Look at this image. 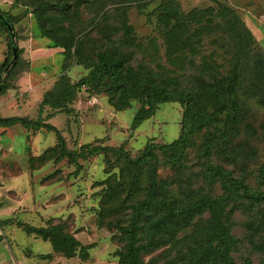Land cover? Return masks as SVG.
Segmentation results:
<instances>
[{
	"label": "rangeland",
	"instance_id": "1",
	"mask_svg": "<svg viewBox=\"0 0 264 264\" xmlns=\"http://www.w3.org/2000/svg\"><path fill=\"white\" fill-rule=\"evenodd\" d=\"M216 1L179 0L185 12L216 5ZM219 1L233 9L251 31L255 40L254 53L264 54V0ZM37 3L39 0H21L19 4H15V0H0V9L10 11L20 19L13 25L16 59L20 57L18 65H15L14 52L8 43L9 36L0 24V65L11 58L6 67L8 72L4 74L8 88L0 95V116L18 115L33 119L42 116L61 131L71 149L90 142L109 146L123 144L133 156L152 140L170 143L179 136L183 115L179 102L159 104L155 115L137 129L132 128V121L141 106L138 100H132L130 107L120 110L110 102L105 90L97 91L87 86H83L69 104L70 111L53 110L47 105L41 112L45 94L57 88L65 62L71 63L72 60H67L63 50L54 46L49 38L41 36L32 12ZM160 3L161 0L124 2L126 13L112 5L104 18L93 12L95 3L88 4L80 8V14L73 15L72 22L76 25L75 30L82 32L78 37H87L88 50L94 59L96 51L115 47L132 53V63L136 67L143 65L159 78L176 75L183 85L191 86L192 75L197 69L192 65L178 69L170 64L166 55L165 29L158 19ZM124 15L133 27L129 37L133 38L134 44L130 46L122 42L128 34L125 29L115 32L112 39L105 37L108 30H112L105 26L120 27L119 18ZM223 30L204 35L197 45L198 52L188 53L187 57L198 64L208 61L222 74L228 75L232 68V54L226 48L229 39ZM18 49H21L19 56ZM88 72L85 65L74 61L67 76L77 82ZM252 83H256V76L250 64L243 71V88L247 89ZM251 94L242 95L248 116L234 141L228 145V153L215 149L209 158L243 177L253 190L264 191V98ZM247 124L255 128L254 133L249 132L252 128L248 130ZM56 141L54 131L29 130L21 125L0 127V264H119V251H124L125 240L117 223L127 218L135 200L144 197L145 171L141 186L130 189L134 169L126 167L113 154L81 160V168L67 159L43 163L35 160L37 169L33 170L30 158L41 154ZM203 141V133L194 137V145L187 150L189 160H195L202 152ZM238 143L245 145L243 154L238 150ZM50 174L52 176L44 181ZM158 176L167 180L171 196L179 200L202 195L218 197L223 193L222 181L210 183L200 168L177 171L161 163ZM108 188L115 190L109 199ZM106 198L108 200L104 202ZM113 205L117 207L114 213L105 211H110ZM230 218L233 233L239 239L233 251L235 260L241 262L248 257L254 262L264 261V203L257 206L242 204L230 211ZM19 222L36 226L63 223L67 232L75 235L83 245L90 246V258H67L55 252L50 241L28 234L18 225ZM194 231L195 226L183 230L178 235L181 239L143 253V260L147 263L155 258L158 264H185L193 244L189 234Z\"/></svg>",
	"mask_w": 264,
	"mask_h": 264
},
{
	"label": "trees",
	"instance_id": "2",
	"mask_svg": "<svg viewBox=\"0 0 264 264\" xmlns=\"http://www.w3.org/2000/svg\"><path fill=\"white\" fill-rule=\"evenodd\" d=\"M137 1L145 0H39L32 12L41 36L49 38L54 46L63 50L67 60H72L71 63L65 62L57 88L45 94L40 110L43 112L48 105L53 110L70 111L69 104L76 99L83 86H87L97 91L105 90L109 93L110 102L120 110L130 107L132 100H138L141 106L132 121V128L137 129L145 120L155 115L159 104L179 102L183 108L181 131L174 141L159 143L152 140L138 155L133 156L123 144L109 146L90 142L71 149L61 131L42 116L37 119L18 115L0 116V127L21 125L29 130L46 129L56 133L57 141L53 146L30 158L33 170L37 169L34 167L35 160L43 163L67 159L69 163L81 168V160L113 154L126 167L134 169L128 186L130 189L141 186L145 171L147 186L144 197L135 200L128 210L127 218L122 223H117L125 240L124 251H119V264H158L155 258L145 263L143 253H150L181 239L178 235L191 226H195V231L189 234L193 244L190 245L191 255L185 264H264V261L254 262L248 257L241 262L235 260L233 251L239 239L233 233L230 218V211L242 204H263L264 191L253 190L243 177L209 158L215 149L228 153V145L234 141L240 126L246 122L248 107L242 95L252 92L251 96L259 95L264 98V54L254 53L253 34L240 16L222 1L217 0L216 5L185 12L179 0H161L158 19L165 29L166 55L170 64L178 69L191 65L197 69V73L192 75L191 86L183 85L176 75L159 78L143 65L136 67L132 63V53L115 47L96 51L94 59L88 50L87 37H78L82 32L75 30L73 15L80 14L82 6L95 3L96 9L93 12L104 18L108 15L109 6L113 5L116 10L126 13L123 9L124 2ZM19 3L21 0H15V4ZM126 16L119 18L120 27L111 24L105 26L112 29L108 30L105 37L112 39L115 32L125 29L128 34L123 37L122 42L130 46L134 44L133 38L129 37V31L133 27L127 23ZM19 20L10 11L0 9V24L9 36L8 43L12 49L15 46L13 25ZM221 29L228 36L226 48L232 54V68L228 75L222 74L208 61L198 64L193 58L187 57L188 53L198 52L197 45L204 35L220 32ZM18 50L19 56L21 49ZM19 61L20 57L16 59L15 65ZM74 61L89 69L88 74L77 82H72L67 76ZM10 62L11 58H7L0 65V95L8 88L4 82V74L8 72L6 67ZM250 64L255 72L256 83L244 89L243 71ZM246 128H252L250 133L255 132L250 124ZM200 133L204 137L202 152L195 160H189L187 150L194 145V137ZM237 146L243 154L244 143H238ZM161 163L177 171L200 168L210 183L222 181L223 193L218 197L202 195L179 200L171 196L167 180L158 176ZM78 172L79 169L76 170ZM49 176L52 175L46 176L44 181ZM106 190L108 199L111 193L115 194V190L112 191L111 188ZM116 210L117 207L113 205L110 211H105L112 214ZM206 214H209L207 218L204 217ZM18 225L28 234L50 241L54 251L67 258H90V246L83 245L75 235L67 232L63 223L50 222L48 225L36 226L19 222Z\"/></svg>",
	"mask_w": 264,
	"mask_h": 264
},
{
	"label": "water",
	"instance_id": "3",
	"mask_svg": "<svg viewBox=\"0 0 264 264\" xmlns=\"http://www.w3.org/2000/svg\"><path fill=\"white\" fill-rule=\"evenodd\" d=\"M12 37H13V43H14V32H13V30H12ZM13 52H14L13 59L15 60V59H16V53H17V48H16V46H14V48H13Z\"/></svg>",
	"mask_w": 264,
	"mask_h": 264
},
{
	"label": "crops",
	"instance_id": "4",
	"mask_svg": "<svg viewBox=\"0 0 264 264\" xmlns=\"http://www.w3.org/2000/svg\"><path fill=\"white\" fill-rule=\"evenodd\" d=\"M32 76V75H31ZM33 79V76L31 77Z\"/></svg>",
	"mask_w": 264,
	"mask_h": 264
}]
</instances>
